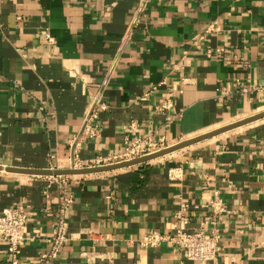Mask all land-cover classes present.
<instances>
[{"label":"crops","instance_id":"obj_1","mask_svg":"<svg viewBox=\"0 0 264 264\" xmlns=\"http://www.w3.org/2000/svg\"><path fill=\"white\" fill-rule=\"evenodd\" d=\"M261 84L264 0H0L2 166L69 167L97 97V134L75 148L82 160L121 151L128 137L173 145L260 113L264 91L252 87ZM50 176L0 170V212L28 211L23 264L37 263L58 215ZM70 176V239L51 264H205L172 243L138 242L171 231L181 201L188 231L211 227V201L227 209L217 264H264V118L144 163ZM0 264H11L3 239Z\"/></svg>","mask_w":264,"mask_h":264},{"label":"built area","instance_id":"obj_2","mask_svg":"<svg viewBox=\"0 0 264 264\" xmlns=\"http://www.w3.org/2000/svg\"><path fill=\"white\" fill-rule=\"evenodd\" d=\"M211 28H209L210 30ZM255 91H264V84L252 87ZM99 97L95 98L91 110L84 119L83 127L78 136L72 141L73 151L71 153L70 165L67 168L52 166L50 169H69V168H88L114 164L133 160L155 153L169 145L161 137H153L151 134L145 136L128 137L121 151L110 156H101L94 159L82 160L76 151L81 137L83 135L95 136L99 124L96 122V106ZM103 107L105 105L102 104ZM169 107V103L164 108ZM171 121L170 118H167ZM70 175L50 176L51 182L55 183L58 193V215L52 225V233L46 239L47 248L41 251L36 264H51L59 256L63 246L69 241L68 235V212L71 208L73 197L70 194ZM48 190H45L47 194ZM214 207L215 217L210 220L211 227L206 231L198 229L195 231L186 230V224L189 222L188 203L180 202L179 209L175 212V220L172 223L171 231H150L145 232L138 239L142 247H159L166 243H172L183 253L187 261H201L205 264H217L222 253L220 245V234L217 227V216L227 212V209L211 201ZM28 211L23 206H9L0 212V239L7 241L8 252L11 258V264H23L18 258V248L23 240V231L26 227Z\"/></svg>","mask_w":264,"mask_h":264},{"label":"water","instance_id":"obj_3","mask_svg":"<svg viewBox=\"0 0 264 264\" xmlns=\"http://www.w3.org/2000/svg\"><path fill=\"white\" fill-rule=\"evenodd\" d=\"M264 118V111L254 114L250 117L235 121L233 123H230L228 125L213 129L211 131H208L206 133L197 135L192 138H188L185 140H182L178 143H175L173 145H169L155 153L139 157L133 160L129 161H124V162H119V163H114V164H108V165H103V166H96V167H88V168H69V169H30V168H20V167H11V166H2L0 165V170H5L8 172H14V173H24V174H33V175H51V176H56V175H76V174H89V173H98V172H104V171H109L113 169H118V168H124V167H129L133 165H137L140 163L147 162L149 160L164 156L168 153L174 152L176 150L185 148L187 146H190L192 144H195L197 142L209 139L211 137H215L219 134H222L224 132H227L229 130L235 129L237 127L252 123L256 120Z\"/></svg>","mask_w":264,"mask_h":264}]
</instances>
